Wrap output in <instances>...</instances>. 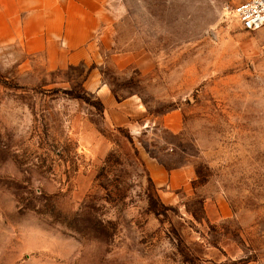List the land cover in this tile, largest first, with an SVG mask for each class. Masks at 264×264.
Instances as JSON below:
<instances>
[{"label":"rangeland","instance_id":"obj_1","mask_svg":"<svg viewBox=\"0 0 264 264\" xmlns=\"http://www.w3.org/2000/svg\"><path fill=\"white\" fill-rule=\"evenodd\" d=\"M241 1L114 0L110 47L0 31V264H264V26Z\"/></svg>","mask_w":264,"mask_h":264},{"label":"crops","instance_id":"obj_2","mask_svg":"<svg viewBox=\"0 0 264 264\" xmlns=\"http://www.w3.org/2000/svg\"><path fill=\"white\" fill-rule=\"evenodd\" d=\"M117 19L114 0H0V31H12L13 36L16 33L27 40L34 37L31 41H55L70 49L100 45L106 37L111 42L109 47L113 46ZM101 90L107 96V89ZM131 100L128 98L122 104ZM178 126L170 125L174 130ZM150 172L158 186L167 184L172 188L186 185L195 177L189 166L166 170L151 163Z\"/></svg>","mask_w":264,"mask_h":264},{"label":"built area","instance_id":"obj_3","mask_svg":"<svg viewBox=\"0 0 264 264\" xmlns=\"http://www.w3.org/2000/svg\"><path fill=\"white\" fill-rule=\"evenodd\" d=\"M232 10L245 30L257 31L264 26V0H244Z\"/></svg>","mask_w":264,"mask_h":264},{"label":"trees","instance_id":"obj_4","mask_svg":"<svg viewBox=\"0 0 264 264\" xmlns=\"http://www.w3.org/2000/svg\"><path fill=\"white\" fill-rule=\"evenodd\" d=\"M151 183H153L152 179H150ZM149 197V209L156 216L161 218V222H165L168 218V211L174 210L173 207L165 205L160 198L154 194L153 192L148 195Z\"/></svg>","mask_w":264,"mask_h":264}]
</instances>
